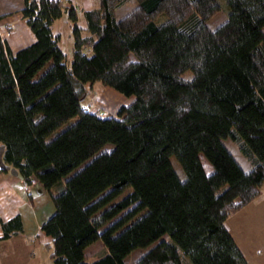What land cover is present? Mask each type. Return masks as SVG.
I'll list each match as a JSON object with an SVG mask.
<instances>
[{
  "label": "trees",
  "instance_id": "16d2710c",
  "mask_svg": "<svg viewBox=\"0 0 264 264\" xmlns=\"http://www.w3.org/2000/svg\"><path fill=\"white\" fill-rule=\"evenodd\" d=\"M127 1L22 0L34 40L12 51L0 36V170L49 193L53 264H125L137 247L132 264H249L226 219L264 186V0H132L117 16ZM95 82L132 99L91 112ZM1 226L2 238L23 230L19 214ZM98 238L105 250L87 261Z\"/></svg>",
  "mask_w": 264,
  "mask_h": 264
},
{
  "label": "crops",
  "instance_id": "0c3cea01",
  "mask_svg": "<svg viewBox=\"0 0 264 264\" xmlns=\"http://www.w3.org/2000/svg\"><path fill=\"white\" fill-rule=\"evenodd\" d=\"M21 4L22 0H0V13L10 11V14L0 18V36L7 41L12 51L34 40V35L30 34L31 30L18 10ZM69 23L66 15H63L55 24L60 34L59 45L68 61L73 51ZM8 27L10 30H6ZM48 197L47 191L36 183L26 182L16 171L0 170V264H53L50 257L51 238L41 229L42 222L54 212L51 198ZM242 213L245 219L238 217ZM16 214L20 215L23 230L2 238L1 222ZM226 224L249 264H264V198L257 197L229 215Z\"/></svg>",
  "mask_w": 264,
  "mask_h": 264
},
{
  "label": "rangeland",
  "instance_id": "374dc122",
  "mask_svg": "<svg viewBox=\"0 0 264 264\" xmlns=\"http://www.w3.org/2000/svg\"><path fill=\"white\" fill-rule=\"evenodd\" d=\"M74 2L76 3V5L78 7V11H79V7H80L79 4H81L83 6V8H81V9H84V7H89V5H91V4L92 5L98 4V0H82V1L74 0ZM84 2H86V4H84ZM134 4H135V2H133L132 0L127 1L126 3L121 5L116 10V15L122 16L125 12L129 11L133 7ZM225 19H226V13L224 12V10H220L219 12L214 14L207 21V24L209 25V27L214 28L218 24L222 23ZM80 22H81V20H80ZM7 25H10V24H7ZM69 25H70L69 26V28H70L71 23H69ZM6 30H10V27H8V29H6ZM28 31H30V30H28ZM263 31H264V27H263ZM30 34L33 35L31 33V31H30ZM131 56H132V58L134 57L132 54H131ZM87 90L88 91L86 93V96H85V98L81 104L87 110H89L91 112H95V113L99 114L100 116H115L118 107H120L121 105L129 103L132 99L131 97H127V96L119 93L118 91H116L114 88H112L110 86L103 85L100 82H95L94 84H92V86H87ZM222 141L226 145V147L229 149V151L233 154V156L236 158V160L239 162V164L242 166V168L247 171L250 167L249 162L241 154L237 145L229 137L223 138ZM107 145L109 146V144H107ZM171 161H172L174 168L178 172L179 176L181 178H184V174H183V171L181 169V166L178 164V162L174 156L171 157ZM201 161L204 165L206 172H208V173L211 172L212 166L210 165V163L206 160V158L203 155H201ZM73 172L74 171H72L71 173H73ZM129 189L130 188H128L127 190H129ZM263 192H264V186L262 187L260 195L258 196V198H260V197L264 198ZM48 199H50V198L48 197ZM243 213L238 216V217H241L240 219H245ZM247 213H249V212H247ZM242 228H243V226L240 227L241 233L243 232ZM163 237L167 238L168 236H167V234H165ZM242 241L244 242V240H242ZM154 244H155V242L152 243L150 246H152ZM147 249H148V247H137V248L133 249L128 255L125 256L124 263L125 264H132ZM104 250H105V245H104L102 239L98 238V239L94 240L92 243H90L88 246L85 247L84 258L87 261L93 260L97 256H99L100 254H102Z\"/></svg>",
  "mask_w": 264,
  "mask_h": 264
},
{
  "label": "built area",
  "instance_id": "2783aa9c",
  "mask_svg": "<svg viewBox=\"0 0 264 264\" xmlns=\"http://www.w3.org/2000/svg\"><path fill=\"white\" fill-rule=\"evenodd\" d=\"M35 183L34 180L32 181V184Z\"/></svg>",
  "mask_w": 264,
  "mask_h": 264
}]
</instances>
